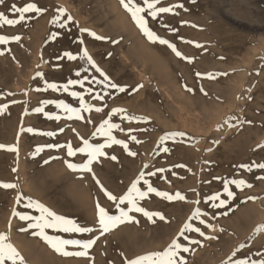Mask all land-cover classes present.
<instances>
[{"label":"rangeland","instance_id":"rangeland-1","mask_svg":"<svg viewBox=\"0 0 264 264\" xmlns=\"http://www.w3.org/2000/svg\"><path fill=\"white\" fill-rule=\"evenodd\" d=\"M26 2L37 3L44 12L27 14L30 18L14 27H0V35L22 37L19 42L0 45L4 53L0 55V145L5 146L0 148V183L17 185L12 189L0 187V233L10 236L27 264H125L126 258L164 249L197 207L208 213L203 218L215 228L200 225L202 230L217 239L191 234L201 244L189 245L191 252L183 253L187 264H225L230 258L259 260L264 254V231L257 232L264 226V179L257 177H264V170L247 172L240 165L264 163V0H161L158 6L182 3L184 8L175 9V15L161 14L155 21L147 17L149 26L176 44L188 60L177 57L166 45L150 42L120 0H5L0 11L17 18L8 9L13 3L24 6ZM60 9L66 13L61 15ZM57 19L66 27L53 23ZM93 31L104 39L89 35ZM85 47L96 65L125 91L109 88L108 95L97 101L86 94L85 101L103 111L83 113L84 121L63 118L65 114L54 104L44 111L62 119L37 113L35 109L44 100H63L79 107L68 93L43 90L45 81L64 85L80 78L77 71L101 79L79 58L60 59L65 52L79 57ZM71 90L83 91L79 85ZM95 90L104 91L100 86ZM115 108L125 109L141 122L122 120L123 114L112 116ZM212 110L220 114L212 115ZM109 116L123 129L114 130L113 135L124 140L136 155H128L120 145L105 149L108 157L116 156L117 160L101 157L92 165L104 188L123 195L141 172L163 168V173L148 177L153 186L171 194L179 191L186 200L169 202L150 193L140 205L162 213L165 220L154 217L150 221L140 213H130L138 223H124L100 236L87 257H65L36 235V230L21 231L28 222L13 214L38 215L25 207L31 198L81 226L96 229L85 234L46 229L48 235L65 239H94L99 235L97 201L110 213H116L115 207L92 173L72 171L65 163H83L87 157L80 153L68 157L66 148L46 146L71 142L74 148L81 147V137L103 143L104 139H94L93 133ZM28 128L34 131L28 132ZM48 132L53 135L41 134ZM172 133L184 135L162 144L161 138ZM132 135L140 143L133 141ZM8 147L18 148V152L8 151ZM38 147L43 149L39 153ZM224 179H245L252 187L241 191L230 185L235 199L226 208L213 209L207 197L222 192ZM18 197H23L19 203ZM198 199L199 205L192 202ZM194 224L199 225V221ZM67 250L77 249L69 246ZM233 252L236 257H232Z\"/></svg>","mask_w":264,"mask_h":264},{"label":"snow or ice","instance_id":"snow-or-ice-1","mask_svg":"<svg viewBox=\"0 0 264 264\" xmlns=\"http://www.w3.org/2000/svg\"><path fill=\"white\" fill-rule=\"evenodd\" d=\"M122 6L125 10L130 13V16L134 23L138 26L142 34L152 43H159L161 45H166L168 48L172 50L175 55L181 59L188 60L189 58L184 56L177 48L176 44L170 42L167 39H164L157 35V33L149 26V19L147 17H151L153 21H155L161 14H177L175 9L184 8V5L174 4L171 6H158L161 4V0H120ZM195 3V0H192ZM5 0H0V5H4ZM186 10V9H185ZM15 17L10 18L5 14L4 11H0V27L10 26L14 27L22 22H26L30 17L27 14L35 13L41 14L44 12V9L39 7L35 2H26L24 6H17L15 3L11 5L8 9ZM61 15L66 13L65 9L59 10ZM68 21L72 20L70 14L66 16ZM53 23H59V20H54ZM59 27L65 28L66 25L64 23H59ZM167 27V25H164ZM87 31V30H84ZM174 31V30H173ZM89 35L93 36L96 39H104L103 37H99L94 32H90ZM22 39L21 36H6L0 35V45H6L11 42H19ZM183 40V38H180ZM186 43H194L191 41H185ZM83 44V40L80 41ZM196 47H202V45L195 44ZM3 51H0V55H3ZM63 57H67L68 60H83L85 63L90 65L97 73H99L101 79H97L96 77H89L87 75H82L80 71L76 72V76L80 77L79 79L69 80L64 85H57L55 83H48L45 81V88L43 90L52 89L53 91H63L68 93L71 97L75 98L79 107H72L70 104L65 103L63 100L52 101V100H44L42 102L41 107H37L35 111L37 113H44V115L48 119L52 120H60L62 117L60 115H54L51 112H45L44 109L50 104H54L56 109L61 110L65 117L68 120H79L84 121L86 118L83 113H92L93 111L100 113L103 111L102 107H96L90 103L85 101V94L89 95L93 100H103L105 95H108L107 89H115L119 92L125 91V89L116 83H113L108 77L106 73H104L98 65H96L92 56L89 54L87 48L82 49V54L73 55L71 52H65L60 59ZM189 62H191L189 60ZM84 72L87 73L88 69L85 68ZM42 77L43 74H38ZM197 75H200L199 73ZM213 78V77H209ZM79 85V87L83 91H74L71 90L72 87ZM87 85V86H86ZM95 86H100L102 88L103 94L101 91H96ZM142 87V86H141ZM41 89H37L40 91ZM189 92L192 89H187ZM6 107V106H5ZM3 112V108H0V113ZM116 114H123L121 116L122 120H127L129 122L135 120L138 123L141 122L140 118L129 116L126 113L125 109L115 108L112 109V116ZM112 116H109L108 119H105L102 123L99 124V127L93 133V138H103V143H93L88 139H84L81 137L82 146L74 148L71 142H68L65 145H47L49 148H66L68 157H75L77 153L83 154L87 157L86 161L83 163H73L70 161H65L67 167L72 171H81V172H89L93 174V178L96 179V183L100 186L101 191L104 193L105 197L111 201L115 207L116 213H110L108 209L101 206L99 201L96 203L97 209V224L99 226L98 231L99 235L93 238L88 239H75V238H62L60 235H48L46 229H52L57 233H67V234H85L92 233L96 229L88 226H81L74 219L65 217L63 215H58L48 207H46L43 203L38 201H34L31 198L27 200L25 204L26 208L34 209L35 212L39 213L38 215L32 214H21L19 212L14 213V216H18L20 220L26 221L27 227L21 229V231H27L29 229L36 230L35 234L38 235L50 248H52L56 253H59L65 257H87L89 254V249L96 244L97 240L100 236L113 231L118 228L120 225L124 223L136 222L134 216L130 215V213H140L148 220L152 221L154 217H159L160 220H165V216L160 212L148 211L145 207L140 205V202L145 200L146 197L150 193H154L155 196L160 197L166 201H185L186 197L180 193L179 191L171 194L167 191H161L153 186L152 182L148 179V177H155L157 172L163 173L165 169L159 168L155 171L151 172H141L136 180L131 184V187L127 189V192L123 195L117 196L112 192L104 188V186L100 183L99 179L95 177V173L93 172L92 165L94 162H98L101 157H107L111 160H117L116 156L108 157V154L105 152L106 148H110L113 145H120L125 151L128 152V155L135 156L136 153L129 151L128 144L122 140L117 139L115 135H113V131L119 129L123 131L120 124L112 122ZM88 123H91V119L87 120ZM147 122V121H143ZM28 132H33L34 129L28 128ZM44 135L52 136L53 133H41ZM79 135V134H78ZM183 133H172L168 136L161 138V143L163 144L170 138H174L175 136H183ZM136 143H140L137 140L135 135L130 137ZM5 146L0 145V148H4ZM8 151L18 152V148L16 147H8ZM43 149L38 147L36 152L39 153ZM165 152H168V148H164ZM47 163V161H46ZM179 167H183L180 165ZM241 168L245 169L247 172H251L253 168L264 170V163H252V164H243L240 165ZM258 179H264V177H257ZM215 179L219 180L220 177H216ZM230 185H235L236 188L241 191L244 188L252 187V184L247 182L245 179H224L222 185V192L218 191L214 194H211L207 197V200L211 202L210 206L213 209L226 208L229 202L235 199L236 193L230 188ZM0 187L5 189L16 188L17 185L11 183H0ZM146 190H142L145 188ZM221 196H225L226 198L222 199ZM23 197H18V203L22 200ZM250 200H254V197H249ZM193 203L199 205L201 201L195 200ZM118 213V214H117ZM227 215V212L223 213ZM207 212H202L199 207L191 214L188 222H186L182 228L179 230L178 234L174 239H172L171 243H169L164 249L158 251H151L146 254H141L135 256L132 259H125V264H187V260L183 253L191 252V248L189 245H199L201 241L199 239L192 238L193 233L198 234L200 237H204L205 239L212 240L217 239L215 236H207L205 232L202 230L200 225H204L207 228H211L215 231L214 226L209 223L203 217H207ZM199 221V225L194 224V221ZM11 225L9 224V228ZM264 231V226H261L257 229V232ZM69 246L77 249L74 251L67 250ZM237 253L233 252L232 257H236ZM0 264H27L25 257L21 254V252L10 242V236L7 233H0ZM225 264H264V254H261V258L259 260H247V259H232L226 261Z\"/></svg>","mask_w":264,"mask_h":264},{"label":"bare ground","instance_id":"bare-ground-1","mask_svg":"<svg viewBox=\"0 0 264 264\" xmlns=\"http://www.w3.org/2000/svg\"><path fill=\"white\" fill-rule=\"evenodd\" d=\"M242 1V0H241ZM245 1V0H244ZM8 8V7H7ZM8 13V12H7ZM36 19V18H35ZM41 19V18H40ZM45 25V24H44ZM15 29L16 28H14V31H15ZM18 29V28H17ZM27 30V29H26ZM91 30V29H90ZM89 31V30H88ZM27 32V31H26ZM86 32V31H85ZM94 32V31H93ZM21 35V34H20ZM27 35V34H26ZM36 36V35H35ZM24 37V36H23ZM215 39V38H214ZM38 40V39H37ZM40 41V40H39ZM213 41V40H212ZM14 43V42H13ZM120 43V42H119ZM214 43V42H213ZM17 44V43H16ZM111 44V43H110ZM217 45V44H216ZM112 46V45H111ZM219 49V48H218ZM263 50V49H262ZM27 52V51H26ZM25 53V52H24ZM249 53V52H248ZM259 53V52H258ZM260 54V53H259ZM24 55V54H23ZM213 56V55H212ZM260 56V55H259ZM7 57V56H6ZM10 57V56H9ZM247 57V56H246ZM257 57V56H256ZM262 57V56H261ZM8 59V58H7ZM257 60H259V59H257ZM80 61V60H79ZM105 62V61H104ZM254 62V61H253ZM102 63V62H101ZM207 63V62H206ZM264 64V63H263ZM224 65V64H223ZM201 66V65H200ZM231 66H233V65H231ZM260 66V65H259ZM264 66V65H263ZM87 68V67H86ZM91 68V67H90ZM197 69V68H196ZM262 69V68H261ZM94 70V69H93ZM161 71V70H160ZM64 72H66V71H64ZM95 72V71H94ZM216 72V71H215ZM236 73V72H235ZM96 74V73H95ZM97 74H99V73H97ZM160 74V73H159ZM174 75V74H173ZM229 75V74H228ZM98 76V75H97ZM201 76V75H200ZM205 76V75H204ZM262 77V76H261ZM65 78V77H64ZM98 78H100V77H98ZM146 78V77H145ZM144 78V79H145ZM249 78V77H248ZM70 79V78H69ZM160 79V78H159ZM183 79V78H182ZM67 80V79H66ZM248 81V80H247ZM216 82V81H215ZM234 82V81H233ZM181 83V82H180ZM200 83V82H199ZM217 83V82H216ZM245 83H247V82H245ZM211 84V83H210ZM243 85H244V83H243ZM225 86V85H224ZM214 87V86H213ZM217 87V86H216ZM189 88V87H188ZM200 88V87H199ZM209 88V87H208ZM252 89V88H251ZM110 90V89H109ZM217 90V89H216ZM254 90V89H253ZM178 92V91H177ZM205 92V91H204ZM209 92V91H208ZM194 93H195V91H194ZM198 93V92H197ZM244 93H246L245 91H244ZM250 93H251V91H250ZM111 94V93H110ZM183 95H184V93H182ZM210 94V93H209ZM247 94V93H246ZM86 95V94H85ZM241 95V94H240ZM256 95V94H255ZM169 97V96H168ZM248 97V96H247ZM88 98H90V97H88ZM181 98V97H180ZM211 98V97H210ZM232 98V97H231ZM244 99V98H243ZM209 100V99H208ZM211 100V99H210ZM97 101V100H96ZM196 101V100H195ZM239 101V100H238ZM95 103V102H94ZM251 103H254V102H251ZM102 104V103H101ZM192 104V103H191ZM108 105V104H107ZM236 106V105H235ZM246 106V105H245ZM224 111V110H223ZM223 111H221V112H223ZM215 112L217 113V111L216 110H212L211 111V113H212V115H214L215 114ZM198 113V112H197ZM230 113H232V112H230ZM236 113V112H235ZM239 113V112H238ZM220 114V111L217 113V115H219ZM235 117H237V116H235ZM238 121V120H237ZM242 121V120H241ZM245 121H247V120H245ZM216 122V121H215ZM224 122V121H223ZM243 122V121H242ZM253 122V121H252ZM222 123V122H221ZM100 124V123H99ZM220 124V123H219ZM229 124V123H228ZM245 124V123H244ZM246 125V124H245ZM224 126V125H223ZM229 126V125H228ZM217 127V126H216ZM224 128V127H223ZM228 131V130H227ZM202 132V131H201ZM246 134V133H245ZM203 135V134H202ZM197 137H198V135H197ZM215 137V136H214ZM199 142V141H198ZM240 142V141H239ZM213 143V142H212ZM196 145V144H195ZM200 145H201V143H200ZM217 146V145H216ZM195 147V146H194ZM206 147V146H205ZM252 147V146H251ZM178 149V148H177ZM209 149V148H208ZM203 151H204V149H202ZM201 152V151H200ZM208 154V153H207ZM206 154V155H207ZM205 155V154H204ZM221 157V156H220ZM232 157V156H231ZM198 158V157H197ZM201 158H202V156H201ZM234 160V159H233ZM194 163V162H193ZM199 164H201V163H199ZM197 165V164H196ZM217 174V173H216ZM225 175H227V174H225ZM238 175V174H237ZM232 177V176H231ZM214 180V179H213ZM200 196V195H199ZM206 199V198H205ZM210 202V201H209ZM217 221V220H216ZM11 232V231H10ZM19 247V246H18ZM92 258V257H91ZM89 259V258H88Z\"/></svg>","mask_w":264,"mask_h":264}]
</instances>
